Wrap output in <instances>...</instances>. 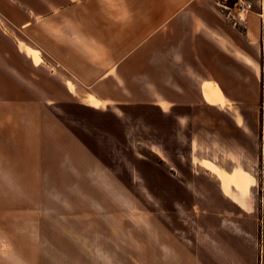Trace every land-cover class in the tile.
<instances>
[{
	"label": "crops",
	"instance_id": "0c3cea01",
	"mask_svg": "<svg viewBox=\"0 0 264 264\" xmlns=\"http://www.w3.org/2000/svg\"><path fill=\"white\" fill-rule=\"evenodd\" d=\"M216 1L19 0V9L9 8L4 28L14 36L1 37L10 51L0 47V188L27 186V174L43 172L19 158L24 154H19V114L40 108L57 120L46 112L72 103L94 107L84 101L86 94H92L98 106L158 108L162 122L172 125L181 122L185 108L193 109L194 123L200 124L216 123L218 114L230 109L256 110L264 137V23L250 14L245 28L234 27ZM26 49L37 52L40 61L35 62ZM141 61L144 66L136 67ZM235 122L233 116L226 119L228 131L218 138L226 145L246 146L249 158L247 141L258 140V131L251 130L249 122L247 131L235 130ZM169 134L166 140L178 133ZM254 152L257 167L263 164L264 170V156ZM239 163L245 171L246 163ZM237 167L225 169L213 160L200 163L219 206L204 203L195 192L193 226L165 227L153 234L159 259L146 258L152 253L137 259L130 250L115 252L121 241L136 243L120 229L73 233L66 223L72 217L68 212L43 217L3 211L0 264H264V205L258 210L246 203L241 206L220 191L221 182L231 183L233 190L244 189V177L235 175ZM19 215L51 221L49 242L60 244L65 257L72 246H86L96 252L104 248L106 258L21 260ZM35 225L27 236L41 243Z\"/></svg>",
	"mask_w": 264,
	"mask_h": 264
},
{
	"label": "rangeland",
	"instance_id": "374dc122",
	"mask_svg": "<svg viewBox=\"0 0 264 264\" xmlns=\"http://www.w3.org/2000/svg\"><path fill=\"white\" fill-rule=\"evenodd\" d=\"M9 8L19 9V0H0V47H7V51L10 49L6 43L3 45L1 37L14 36L12 30L4 28L8 26L4 15ZM26 51L35 62L40 61L37 52ZM143 66V61L136 65ZM84 101L94 107L72 103L46 112L57 120L48 118L40 108H28L25 114H19V149L23 151L19 154H25L19 158L30 160L43 172L38 176L27 174V186L0 188V212H35L45 217L68 212L72 217L66 223L71 224L73 233L120 229L136 243L132 246L127 240L121 241L120 246L114 247L115 252L122 255L130 250L137 259L152 253L146 258L159 259V246L154 242L157 237L153 234L165 227H192L195 192L204 203L219 206L215 190L205 182L206 176L199 168L202 161L213 160L225 169L238 166L235 175L244 177V189L233 186V190L231 183L225 186L221 182L222 196L240 202L241 206H254L255 210L264 205L263 164L257 167L256 154L252 153L264 156V137L257 126L262 117L256 110L234 108L218 114L216 123L200 124L194 123L193 109L185 108L181 110V122L172 125L162 122L158 108L98 106L92 94H86ZM259 112L263 113L261 107ZM232 116L235 130L247 131L249 122L251 130L258 131V140L247 141L249 158L246 146L226 145L218 138L227 133L226 119ZM166 132H177V138L166 140ZM242 161L246 163L245 171L237 165ZM20 217L21 260L106 258L104 248L96 252L95 247L86 246H72L70 255L65 257L60 244L49 242L51 221ZM33 223L37 224L34 232H39L41 243L27 236Z\"/></svg>",
	"mask_w": 264,
	"mask_h": 264
},
{
	"label": "built area",
	"instance_id": "2783aa9c",
	"mask_svg": "<svg viewBox=\"0 0 264 264\" xmlns=\"http://www.w3.org/2000/svg\"><path fill=\"white\" fill-rule=\"evenodd\" d=\"M215 5L234 27L245 28L250 14L264 23V0H217Z\"/></svg>",
	"mask_w": 264,
	"mask_h": 264
}]
</instances>
